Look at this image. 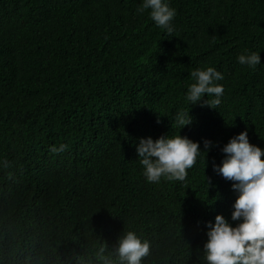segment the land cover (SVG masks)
Masks as SVG:
<instances>
[{
    "label": "trees",
    "instance_id": "obj_1",
    "mask_svg": "<svg viewBox=\"0 0 264 264\" xmlns=\"http://www.w3.org/2000/svg\"><path fill=\"white\" fill-rule=\"evenodd\" d=\"M142 2L0 0V264H87L130 229L151 245L143 264H205V225L230 221L237 193L212 163L245 129L264 149V0H168L171 35ZM209 66L222 102L190 106L189 73ZM178 133L215 146L186 182L147 183L139 139Z\"/></svg>",
    "mask_w": 264,
    "mask_h": 264
},
{
    "label": "clouds",
    "instance_id": "obj_2",
    "mask_svg": "<svg viewBox=\"0 0 264 264\" xmlns=\"http://www.w3.org/2000/svg\"><path fill=\"white\" fill-rule=\"evenodd\" d=\"M145 11L157 27L169 35L174 32L172 22L176 9L168 0H143L137 12ZM236 59L240 65L252 69L261 64L260 52L246 50ZM189 75L194 82L187 86L184 98L190 106L201 104L202 100V107L214 109L221 104L224 86L217 83L224 80L221 72L209 66L197 68ZM205 96L213 98L203 99ZM189 113H176L174 123L180 131L192 124ZM156 122L159 124V119ZM179 133L165 134L155 140L151 137L139 139L135 151L147 183L158 184L162 179L186 182L187 170L193 168L198 157L208 154L215 146L210 140L194 142ZM67 148V144L61 143L58 147H50L49 151L59 154ZM220 150L224 158L219 165L213 161L212 171L232 182L231 190L237 193V198L231 206L230 221L223 215H216L214 222L205 225L207 239L203 245V260L205 264H264V149L250 143L245 129L231 137ZM150 247L148 240L130 229L117 239L114 251L101 245L87 264H143Z\"/></svg>",
    "mask_w": 264,
    "mask_h": 264
}]
</instances>
